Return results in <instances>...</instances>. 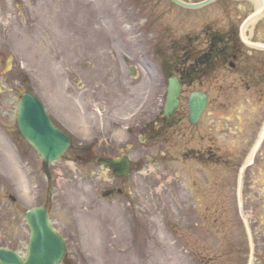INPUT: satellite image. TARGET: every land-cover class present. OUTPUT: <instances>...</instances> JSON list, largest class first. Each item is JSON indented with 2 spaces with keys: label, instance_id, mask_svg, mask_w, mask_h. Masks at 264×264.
Returning a JSON list of instances; mask_svg holds the SVG:
<instances>
[{
  "label": "rangeland",
  "instance_id": "374dc122",
  "mask_svg": "<svg viewBox=\"0 0 264 264\" xmlns=\"http://www.w3.org/2000/svg\"><path fill=\"white\" fill-rule=\"evenodd\" d=\"M182 10L168 0H0V244L23 254L28 227L21 209L45 203L67 245L60 264H247L235 190L253 141L242 142L236 115L264 103L221 97L217 75L201 74L180 95L176 125L139 140L142 125H153L162 109L167 80L160 58L174 59L177 70L189 64L182 51L160 48L169 33L157 18L171 27L176 18L179 25L205 20V8L187 16L177 14ZM193 87L210 99L196 125L187 121ZM25 91L75 141L49 164L50 174L16 127ZM80 142L92 145L88 153L126 152L132 173L115 180L88 153L76 159ZM259 156L245 172L241 195L254 264H264V153ZM111 184L122 194L102 198Z\"/></svg>",
  "mask_w": 264,
  "mask_h": 264
},
{
  "label": "flooded vegetation",
  "instance_id": "af4514ba",
  "mask_svg": "<svg viewBox=\"0 0 264 264\" xmlns=\"http://www.w3.org/2000/svg\"><path fill=\"white\" fill-rule=\"evenodd\" d=\"M203 15L205 20L199 26L189 24L186 29H175L162 43L169 48L190 50L194 65L206 66L207 74L220 79L221 97L255 98L264 103V47L260 45H264V0H214ZM192 71H188L191 82L196 80ZM179 78L185 85L188 78L182 74ZM236 118L240 123L238 135H242L243 143H250L259 137L264 104L243 107ZM169 127L170 121L160 115L158 128L164 132ZM149 128L146 123L145 130ZM263 145L264 141L254 161L262 159L259 155L264 153Z\"/></svg>",
  "mask_w": 264,
  "mask_h": 264
},
{
  "label": "water",
  "instance_id": "95a60500",
  "mask_svg": "<svg viewBox=\"0 0 264 264\" xmlns=\"http://www.w3.org/2000/svg\"><path fill=\"white\" fill-rule=\"evenodd\" d=\"M174 1L185 6L196 7L205 4L208 0L197 4ZM179 90L180 84L177 78H170L164 103L165 115H170L178 105ZM205 103L204 93L190 94L188 105L191 123L197 121ZM16 124L22 136L37 150L46 163L57 159L69 145V138L50 122L42 104L30 93H24L20 97L16 110ZM101 161L111 165L117 175L128 172V161L125 158ZM25 215L32 230L25 258L21 259L14 252L0 248V262L2 264H57L64 255L65 245L59 234L50 226L46 210L43 207H35L26 210ZM240 215L251 247L250 231L241 210Z\"/></svg>",
  "mask_w": 264,
  "mask_h": 264
},
{
  "label": "bare ground",
  "instance_id": "6f19581e",
  "mask_svg": "<svg viewBox=\"0 0 264 264\" xmlns=\"http://www.w3.org/2000/svg\"><path fill=\"white\" fill-rule=\"evenodd\" d=\"M38 53V52H37ZM36 53V56H38V54ZM90 96L94 97V94L92 93ZM109 98L113 99L115 98L113 95L109 96ZM264 135V127L261 129V133H260V136L262 137ZM249 159V158H248ZM109 261L111 263H113V260L112 259H109ZM115 261V260H114ZM104 264H106V261L103 262Z\"/></svg>",
  "mask_w": 264,
  "mask_h": 264
}]
</instances>
